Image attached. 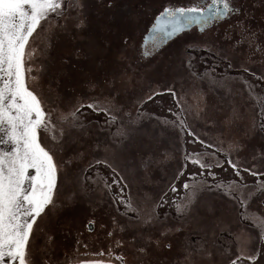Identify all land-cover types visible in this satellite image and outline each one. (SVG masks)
<instances>
[{
  "label": "snow or ice",
  "instance_id": "1",
  "mask_svg": "<svg viewBox=\"0 0 264 264\" xmlns=\"http://www.w3.org/2000/svg\"><path fill=\"white\" fill-rule=\"evenodd\" d=\"M97 3L104 9L102 21L90 13L89 0H80L78 6L72 0L66 4L61 0H0V264H53V255L35 242L47 236L45 248L56 245L57 234L71 231L73 214L81 204L101 206L102 196L93 199L97 193L107 195L114 205L123 204L125 210L116 207L110 226L100 224L110 243L95 253L96 258L80 264H111L113 247L122 253L130 250L131 264H160L152 256L163 251L175 252L183 258L182 264H264V180L251 185L208 183L209 178L216 180L213 168L224 170L217 153L225 150V162L239 175L231 152L246 151L244 137L255 131L237 133L242 112L231 105L222 111H213L207 103L203 109L198 106L199 117L212 124L213 144L218 147L203 164L199 159L192 161L203 171L186 174L187 161L197 153L184 149L185 137L205 145L204 154L213 147L205 144L208 136L201 139L203 134L193 126L187 105L181 103L175 112L169 109L171 119L153 117L157 129L148 131L144 123L148 113L139 111L143 97L126 113L129 104L124 95L133 80L142 78L143 66L151 67L166 47L181 38H185L180 50L183 71L176 75L185 82L196 79L187 55L194 51L209 53L226 62L228 69L236 60L247 72V61L238 60L234 52L245 44L253 51L264 50V26L253 28L237 0H164L144 36L155 48L149 55L133 46L136 21L125 23L123 14H115L118 0ZM260 3L264 6V0ZM53 18L57 21L54 31ZM221 24L227 25L222 38L216 32ZM82 35L88 38L87 47L72 44ZM42 36L47 43L39 74L47 88L37 85L32 76V52ZM61 41L71 50L61 49ZM233 79L224 76L216 83L227 87ZM166 90L173 91L167 86ZM93 93L107 97L103 107L93 100ZM156 94L152 90L146 98L152 100ZM84 109L107 113V131L94 132L91 123L78 121L77 113L83 115ZM69 142L87 145L85 154L77 151L69 156L65 147ZM260 148L264 167V144ZM251 155L255 162V150ZM85 160L89 169H104L110 175L102 178L97 171L81 180L80 173H75L69 181L75 169L86 171L81 167ZM157 168H172L167 183L151 194L140 191L138 181L143 178L147 185L148 176ZM195 175L201 176L197 187L189 180ZM252 175L264 176L255 163ZM113 186L119 189L116 196ZM225 187L228 191L223 193ZM165 188L174 194L182 189L185 195L167 199ZM218 192L223 198L211 199ZM164 208L174 209L176 216L168 211L161 216L158 210ZM96 223L89 219L87 227L95 229ZM243 229L255 235L242 241ZM119 264H129L123 254Z\"/></svg>",
  "mask_w": 264,
  "mask_h": 264
},
{
  "label": "rangeland",
  "instance_id": "2",
  "mask_svg": "<svg viewBox=\"0 0 264 264\" xmlns=\"http://www.w3.org/2000/svg\"><path fill=\"white\" fill-rule=\"evenodd\" d=\"M62 3H67L68 0H61ZM72 3L76 6L79 5L80 0H72ZM164 3V0H118V6L117 9H115V14L117 16H120L121 14H123V21L125 23H127L130 19L136 21V23L133 25L134 27V40H133V46L139 48L140 45V40H141V35L143 34V32L146 31L149 23L151 22L154 14H156L159 10L161 5ZM237 3H240L243 5L245 13L249 16V23L250 25L254 28V26H256V21L254 20L253 17H258L261 18V16L264 17V6H261V3L257 0H237ZM89 11L90 13H92L93 15H95L99 20H103V6L99 3H97V0H89ZM252 18V19H251ZM56 19L53 18L52 19V30H55V26H56ZM258 27H262L264 26V22H261L260 25H257ZM102 27V25H101ZM227 27L226 24H221L219 27V31L220 34L219 36L222 38L223 34H224V29ZM47 41L46 38L44 36H42L34 45V50L32 52V58H33V63H32V76L35 77V81L37 83V85L41 86V87H45L47 88L48 85L43 84V82L41 81V77H40V70L42 69V65L43 62L45 60V45H46ZM72 44H76L79 45L80 47H87L88 46V38L84 37L82 35V37L78 40H74L72 41ZM183 44V43H181ZM59 47L61 49L64 50H71L70 46L67 45V43L65 41H61ZM183 47V45H179L178 49L181 50ZM238 51V50H237ZM237 51L234 52L235 57H239L241 54L238 53ZM171 52V51H170ZM180 52V51H179ZM179 52L177 53L172 52L173 56L169 57H162V58H156L154 61L151 62V65H154V67L151 69H149L150 67L145 64L143 66V68L141 69L142 72V78L146 75V73L144 72V69H148V71L152 70L153 73L152 76H148L147 81L148 84L149 82L152 80V78L154 79L157 74L158 71H155V66L162 68L163 70H165L166 72H169L170 74H174L176 75L177 71H183L180 68V54ZM37 54H39V58H37ZM187 55H190L192 60H191V64H192V71L194 73H196V79H193V81L190 82H186L183 83V81H179L177 83L174 82L173 84H171L172 82H168L165 78L163 80H166L162 86V88L157 86H153V84L155 83V81H152L151 84H149V87L144 84L142 85H134L136 80H133L129 85H128V91L127 93H125V102L127 104H129V107L125 108V112H132L133 109L131 107L132 104L136 103V100L138 98L143 97L142 100V104L139 106V111L140 112H147L148 116L145 118V128L148 131H153L157 129V121L156 119H152L153 117L155 118H159V119H171L172 115L171 113H169V109H172V112H175L177 107L180 106V104H184L187 105L188 109H189V113L188 115L191 118L192 124L193 126L203 135H201V139H204V136H208L209 139L205 141V144H213V137L215 136L216 133H214L213 131V127L211 123H205L204 120L202 122V126L200 127L199 125H196L194 122L195 117L198 115L197 113V108L198 105H194L196 102L194 101V97H191L190 94L191 93H196V90H202L200 93L203 94V103L201 104L200 101V106H202L204 108L205 103H207L210 106H213L215 102V99H218L220 101L223 100L222 96V91H224V93L226 94V103L234 105V106H238L240 109H243V116L242 118H244V122H247V124L249 126H251L253 123L255 124V120L251 121V115H247L246 112H248L249 114H251L252 112H256L258 114H260L261 119L257 122L260 123L259 124V129L261 130V125H264V111H262V102H264V80H261L260 77L261 75H264V71H261L259 69H257L256 67L254 68L251 64H246L245 66L248 68L247 72H244L243 70L240 69L239 64L236 62V60H233V68L232 69H228L227 67V63L217 59L214 56H211L209 53H206L204 51H194V52H190ZM35 56V58H34ZM241 58V57H240ZM161 59H164L163 61H161ZM240 61H244V60H240ZM227 69V71H225ZM177 76V75H176ZM224 76H231L234 79L231 80L228 84L227 87H222L221 85L217 84L216 81L221 80ZM159 77H161V75H159ZM141 78V80H143ZM138 82V81H136ZM168 82V83H167ZM204 82V83H201ZM133 84V85H131ZM136 84V83H135ZM131 85V86H130ZM172 85L174 86V88L172 87ZM166 86L168 88H172L173 91L169 92L166 90ZM207 86H211L212 88H217L216 90H214V93H210L208 94L209 90ZM183 87V91H180V89ZM52 88H55V85H52ZM152 90H155V92L157 93L155 96H153L152 100H148L146 97L148 94L151 93ZM221 91L219 93H217L218 91ZM179 93V95H177L176 93ZM200 93L198 94L200 96ZM176 94V95H175ZM93 95V100L100 104L101 107L104 106V99L105 98H101L98 95H96L95 93L92 94ZM189 95V100L188 97ZM228 95V96H227ZM176 96H179L178 99L176 98ZM211 97V98H209ZM238 99V100H237ZM93 100H86L85 103H92ZM194 109V110H193ZM83 111V115H81L80 113H77V118L78 121H83L84 123L88 124L91 123L92 127H93V131H97L102 130V131H107L108 129V125L106 124V118H107V113L101 111V112H97L94 109H84ZM215 111V110H214ZM249 117V118H247ZM250 120V121H249ZM187 122V121H186ZM243 125V126H242ZM238 124L237 126V133H239L240 136H243V131L242 130H246V124ZM204 127H208L210 129H208V132L210 135H207L205 130L202 129H206ZM250 129V127L248 128ZM114 130V129H113ZM207 130V129H206ZM264 133V132H263ZM101 139H104V137H101ZM186 139V143L184 144V149L188 152V153H197L196 156H192L188 161H187V169L185 170L186 174L189 173H197L200 171H203V169H200L199 165H195L192 163L193 160L195 159H199L201 161V163L203 164L205 162L206 159H209L211 156V152L215 151V148L218 147V145L213 144V147L208 149L207 154H204L205 152V145H201L200 143H193L192 142V138L190 136L185 137ZM252 138H250L251 140ZM250 140H247L248 142H250ZM259 141V144H263L264 142V135L259 134L256 138L257 142ZM93 143H95V141H93ZM244 144L247 145V142H245ZM77 147L79 148L78 152L80 151L81 155H83L86 150H87V145H84L83 147L80 144H77L75 142H69L68 144L65 145V147L67 149L71 148V147ZM69 147V148H68ZM249 148L247 147L246 151H241L239 154H237L236 151H232L231 155L234 157L233 162L237 164L238 168H239V175H237L236 170H234L231 165L227 162H225V156L228 155L227 151L225 150L224 152H219L217 153V157L219 159V161L223 162V171H221L218 167L217 168H213L212 171H214L216 173V180L213 181L211 178L208 179V183H220L222 185H227V184H234L237 181H239L241 184H246V185H251L254 183H257L258 181L264 180V176H252L251 173L252 168L251 166H249L250 168H247V166L244 165L245 162L239 161L241 160V158L243 156H249ZM68 151V155L73 154L72 152H74V149L72 150H67ZM100 157H97V159H99ZM89 160L92 159V157H88ZM236 159V160H235ZM250 161V160H249ZM183 162V161H181ZM167 163V161H166ZM85 170H87V172H80V179L83 180L85 178V176H92V174L94 172L99 171V174L102 178H107L110 175L109 171H105L104 169H97V168H92L89 169L88 168V161L85 160L83 163V166ZM250 169V170H248ZM79 171V170H78ZM249 171V172H248ZM260 171L264 173V168L261 166L260 164ZM250 173V174H249ZM71 180L75 178V174L70 175ZM183 180V177H181V181ZM189 180H190V184L193 187H197L199 186L200 182H201V176L200 175H195V176H189ZM150 182H154L153 180H150L149 183L147 185H143L144 182H142L141 180L138 181L139 183V190L143 191L145 193L151 194L152 191L155 190H159L160 187H164L162 184L163 182H157L156 184L154 183H150ZM176 186L179 188L180 187V183L178 182L176 184ZM90 187L94 188L95 185H91ZM119 189L116 186H113L112 188V195L116 196L118 193ZM133 193L137 192L136 188H132L131 190ZM228 191L227 187H225L223 189V193H226ZM253 191H255V189H253ZM125 192L128 193L129 189L126 188ZM165 192L167 193L166 198L167 199H178L180 197H183L185 195L184 191L181 189V191H179L178 193L174 194L173 192H171L169 189H165ZM223 193L218 192L216 196L211 197V199H222L223 198ZM110 203H112V208H114L115 213H111L112 216L116 215V207H119V211L123 212L124 209V205L123 204H119V205H114L112 201H110L109 199L107 200ZM85 206L88 205L87 202L83 203ZM83 204L74 212L73 214V223L72 225H78L79 223L85 225L88 223L89 217L87 216H81L80 217V209L81 207L84 208ZM89 207V205H88ZM86 209H88L86 207ZM161 214V216L163 215V213L165 211L171 212L172 216H175L176 213L174 211V209L172 208H164V209H159L158 210ZM253 211H255V209H253ZM131 214V213H130ZM111 215H109L110 217H108V215L103 218H96V221L98 224H96V227L98 226V228H100V224H105L107 226L110 225V219H111ZM257 215H259V213H257ZM250 225V223H249ZM95 227V228H96ZM86 233V232H85ZM104 234V233H103ZM60 238V236L62 235V232H60L59 234H57ZM74 237V236H73ZM70 242L72 241V244L75 242V240H77L76 235L74 238L71 239V237L69 238ZM61 240V238H60ZM63 239L62 237V241L66 242V240ZM67 241V242H69ZM62 242V243H63ZM66 242V244H67ZM70 242L68 244H70ZM36 245L38 248L40 249H45L44 245H46V243H48V237L47 236H43L40 237L36 242ZM62 243L59 245V243L57 242L56 245L57 246L55 248V252H51L53 255V264H80V261L83 259H91V258H96V257H89V258H81L79 256H77L76 258H74V254L72 252H68V254L64 253V248L62 247ZM76 244V242H75ZM107 245V244H106ZM59 246L61 248H59ZM262 250H264V246H261ZM69 248V246L67 247V249ZM100 249H105L102 246H99ZM66 249V250H67ZM82 248H80L81 250ZM48 250V249H46ZM50 250V249H49ZM48 250V251H49ZM69 251V250H68ZM97 252V251H96ZM68 255L67 259L63 261V256L64 255ZM125 258L127 259V261H129V264H131V261L133 259L132 253L131 252H127V254H125V252L123 251L122 253ZM81 258V259H80ZM182 260H179L180 264H182ZM111 264H119V261H111ZM162 264V263H161ZM164 264H171L170 262L168 263H164Z\"/></svg>",
  "mask_w": 264,
  "mask_h": 264
},
{
  "label": "flooded vegetation",
  "instance_id": "3",
  "mask_svg": "<svg viewBox=\"0 0 264 264\" xmlns=\"http://www.w3.org/2000/svg\"><path fill=\"white\" fill-rule=\"evenodd\" d=\"M253 18L256 21V26H254V28L259 29L260 27H258L257 25H260L261 22H264V17H261V18L253 17ZM152 20H153V18H152ZM152 20H151V22H152ZM151 22L149 23L146 31L143 32V34L141 35V40H140V45H139L140 50L142 52L148 53L149 55L155 50V48H154V45H153V42L152 41L145 42L144 36L148 32V29L151 26ZM216 32L220 34L219 28L216 29ZM184 39L185 38H181V39H178L175 42L171 43L168 47H166L164 49L163 53L158 58L168 57V55H169V57L170 56L172 57L173 56V53L172 52H175V51L178 53L180 51L178 49L179 45L180 46L181 45L184 46ZM181 43H183V44H181ZM237 52L241 54L239 57H236L238 60H244V61L246 60L247 61V64H251L254 68L256 67L257 69H259L261 71H264V50H261L260 48H257L255 51H253L247 44H245L243 47H241L240 49H238ZM179 54H180V52H179ZM163 60L164 59H161V61H163ZM151 67L153 68L154 65H151ZM151 67L149 69H151ZM154 69H155V71H158V74H157V76L154 79L152 78V80L149 82V84H151L152 81H155V83L153 84L154 87L157 86V88L158 87L162 88V86H163L162 83H164L166 80L169 83L172 82V81H174V80H175L174 81L175 83H177L179 81H181V82L183 81V83L185 82L180 76H176L174 74L172 75V74H170L169 72H166L165 70H163L160 67L155 66ZM152 70L146 72V75L142 78L143 80L139 79V81H141L142 83H143V81L145 82V84H144L145 86L147 85L149 87L147 78H148V76H152V74H151V73H153ZM159 75H161V77H159ZM164 78L166 80H163ZM190 81H193V79H189L188 80V82H190ZM174 82H172L171 84H173ZM201 83H204V82H201ZM174 86L172 85L173 88H174ZM207 87H208V89H210L209 92H208V94L214 93V90L217 89L215 87L211 89V86L210 87L207 86ZM219 92H221V91H218L217 93H219ZM178 97L179 96H176L177 99H178ZM186 98H188V100H189V95ZM209 98H211V97H209ZM214 99H215V102H217V103H214V105L212 106V110L213 111L214 110L215 111H222V110H219L220 109L219 106L221 105V103H219V100L218 99H216V98H214ZM200 107H202V106H200ZM225 108H228V107H225ZM246 113H247L248 116L251 115V121H254L255 120L256 123L255 124L253 123L251 126H249L247 124V122H244V118H242L241 119L242 122H239L238 124H241V125L242 124H246V128H249L250 127V128H254L255 129V131L252 132V135H251V138L252 139L250 140V143L252 145H251V147L249 146L248 148H250L252 150V152H253V150H255V153L257 152L258 153V156H256L255 162L253 161V158L249 162L251 164L255 163V165H257L255 167L258 168L259 165L261 164L260 159H259V157L261 156V154H260L261 153V148L256 145L257 143H259V141H257V142H255V141H256L257 134L259 133V131H260V134L261 135H264V133L261 132V130L259 129V127H260L259 124L260 123H257L261 119V116H260V114H258L256 112H252L251 114H249L248 112H246ZM249 117H247V118H249ZM197 118L200 119L199 115H197L195 117L194 121L197 120ZM196 125H198V124L196 123ZM206 129L208 130V128H206ZM206 129H202V130H206ZM206 134H209V133L207 132ZM83 163H82L81 167L83 166ZM173 167H174V165H173ZM82 168L84 169V167H82ZM171 171H172V168H157V169L154 170V172L152 174H150L148 176L147 179H148V181L153 180L154 182H150V183H154V184H156L158 181L161 182V183L163 182L162 185L164 186L167 183V178L166 177H167L168 174L171 173ZM86 172H87V170H86ZM78 173H80V168H79ZM70 175H72V174H70ZM140 180L142 182H144L143 178H141ZM143 185H145V183H143ZM101 196L103 197V199L101 200V206L99 208H100V210L106 216L108 215V217H110L109 215H111V213H115V210H114V208H112L113 207L112 206V203H110L109 201H107L108 200V196L107 195H104L103 193H97L96 196L93 197V199L100 200ZM83 206L85 207V210H83L82 216H87L88 215L89 219H93L94 218L96 220V217L98 216V214H101V213H97L96 211L90 210V208L88 207V205L85 206L83 204ZM86 207L88 209H86ZM105 215H102V216H105ZM175 216H173V217H175ZM96 224H98V223H96ZM71 226H74V225H71ZM77 230H79V233L76 235V238H77V240L80 241L79 244L77 243V240H75L76 244H75V242L72 244V241L70 242L69 241L70 240L69 238L66 239V242L69 241L70 244H68L69 242H67V244H66V242H63L62 243V247L64 248V251L63 252L66 253V254H68V252H72L74 254V258H76L77 256H79L81 258H84V257L85 258L95 257V253H97L98 251L101 250L99 248V246H102V247L106 248V246L110 243L109 240L106 238L105 231L102 230L101 228H98V226L95 229L90 230L87 227V224L84 225L83 222H82V224L79 223L77 225ZM85 235H86V237H85ZM249 235H255V232L248 233L247 232V229H243L242 230V234H241V240L242 241H247ZM126 238H128V237H126ZM84 245H88V247L85 248ZM68 246L70 247V249H69V251H66V249H67ZM80 248H82V249L80 250ZM123 251L125 252V254H127V252H131L128 249H125ZM66 254L63 256V261L67 259V256L68 255H66ZM111 254H112L111 261H116V260L119 261V258L122 255V252L121 251H117L116 248L113 247L111 249ZM104 255L107 256L108 255V252L105 251ZM152 259L154 261L155 260H159L160 261V264L161 263L164 264V263H167V262L168 263L170 262L171 264H177V262H179V260H180V257L177 256L175 254V252L170 253L168 251H163V252L153 253Z\"/></svg>",
  "mask_w": 264,
  "mask_h": 264
},
{
  "label": "trees",
  "instance_id": "4",
  "mask_svg": "<svg viewBox=\"0 0 264 264\" xmlns=\"http://www.w3.org/2000/svg\"><path fill=\"white\" fill-rule=\"evenodd\" d=\"M257 1H259L260 2V0H257ZM90 10V9H89ZM261 17H263V16H261ZM37 56V58H39V54H37L36 55ZM34 58H35V56H34ZM136 81H138V82H136ZM135 81V83H134V85H142V84H145V82L143 81V83L141 82V81H139V79L138 80H136ZM185 83V82H184ZM131 85H133V84H131ZM130 85V86H131ZM202 90H196V93L197 94H195L194 92L193 93H191L190 94V96L191 97H194V101L196 102L194 105H198L199 106V108L200 109H203L202 107H200V105L203 103V100H204V98H203V94H201L200 92H201ZM200 93V96L198 95ZM222 93V98H223V100L222 101H220L219 100V103H221V105L219 106L220 107V109L219 110H227L228 108H229V106L231 105V104H228V103H226V97H225V93H224V91H222L221 92ZM228 96V95H227ZM201 98H202V101H201ZM200 101H201V104H200ZM231 106H233V107H236L237 108V110H239L240 112H242V110H244V108L243 109H240L238 106H234V105H231ZM225 107H228V108H225ZM242 114H243V112H242ZM196 121V123L197 124H199V126L200 127H203L202 126V122H203V120L200 118H197V120H195ZM240 122H242V121H240ZM205 128V127H204ZM248 129V128H247ZM246 129V130H247ZM251 135H252V132H249V135L247 136V137H244V143L245 142H247V147H251V143L250 142H248L247 140H250V138H251ZM264 143V142H263ZM261 146V145H260ZM259 146V147H260ZM69 148V147H68ZM67 149V148H66ZM72 149H74V152H72L73 154L75 153V152H77L78 150H79V148H77L76 146L75 147H71V148H69V149H67V150H72ZM249 151H252L250 148L248 149ZM80 152V151H79ZM251 153L252 152H250V154H249V156H246V159H249L250 158V160H252V158H251ZM73 154H70L69 156H72ZM85 154V153H84ZM83 154V155H84ZM261 154V153H260ZM255 155L256 156H258V153L256 152L255 153ZM90 157V156H89ZM246 163L248 164L249 162L248 161H246ZM78 170H79V168H77V169H75L74 170V173L73 174H75V173H78ZM68 180L69 181H71V178H70V175L68 176ZM90 208V207H89ZM83 210H85V207L84 208H82L81 207V209L79 210L80 211V216H82V213H83ZM90 210H92V211H96L97 213H101V214H98V216L96 217V218H100V217H103V218H105L106 217V215L100 210V208H96V206L95 205H93L91 208H90ZM103 213V214H102ZM102 215H105V216H102ZM79 233V230H77V226H71V231L70 232H68V231H62V235L63 236H60V238H61V240H60V238H59V236L57 235L56 236V241L59 243V245L63 242L62 241V237H63V239H68V238H74L75 237V235H77ZM74 236V237H73ZM85 237H86V235H85ZM64 240V241H65ZM46 245H44V247H45ZM57 246H52L51 248H48V250H49V252H50V254H52L51 252H55V248H56ZM59 248H61L60 246H59ZM70 249V247L66 250V251H68ZM45 250H46V248H45ZM182 259V257H180V260Z\"/></svg>",
  "mask_w": 264,
  "mask_h": 264
},
{
  "label": "crops",
  "instance_id": "5",
  "mask_svg": "<svg viewBox=\"0 0 264 264\" xmlns=\"http://www.w3.org/2000/svg\"><path fill=\"white\" fill-rule=\"evenodd\" d=\"M194 122H195V124H196V121H194ZM198 125H199V124H198ZM205 128H208V127H205ZM208 129H209V128H208ZM207 131H208V130H205L206 133H207ZM208 132H209V131H208ZM259 134H260V131H259V133L257 134V136H258ZM207 135H210V134H207ZM212 137H214V136H212ZM263 144H264V143H263ZM256 145L259 147L261 144L257 143ZM248 152L250 153V152H252V151H248ZM227 154H228V153H227ZM230 158H231L232 160L234 159V157H233L232 155H230ZM251 158H252V155H251ZM235 160H236V159H235ZM249 160H250V158H249V159H246V156H243V157L241 158V160H239V161H241V163H242V162H245L244 165L247 166V168H250L249 166L252 167L253 164H251V163L249 162ZM246 161H248L249 163L247 164ZM255 166H257V165H255ZM258 168L260 169V165H259ZM263 168H264V167H263ZM250 169H252V168H250ZM250 169H248V170H250ZM250 171H252V170H250ZM248 172H249V171H248ZM262 173H263V171H262ZM249 174H250V173H249ZM251 175H252V173H251ZM252 176H253V175H252Z\"/></svg>",
  "mask_w": 264,
  "mask_h": 264
},
{
  "label": "water",
  "instance_id": "6",
  "mask_svg": "<svg viewBox=\"0 0 264 264\" xmlns=\"http://www.w3.org/2000/svg\"><path fill=\"white\" fill-rule=\"evenodd\" d=\"M150 28V27H149ZM147 35V34H146ZM150 41H152L151 39H149V40H147V41H145V42H150Z\"/></svg>",
  "mask_w": 264,
  "mask_h": 264
}]
</instances>
